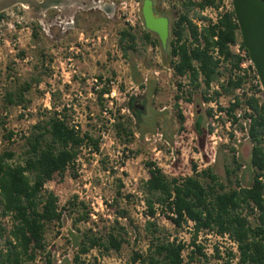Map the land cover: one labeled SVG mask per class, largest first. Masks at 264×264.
Here are the masks:
<instances>
[{"label":"rangeland","instance_id":"obj_1","mask_svg":"<svg viewBox=\"0 0 264 264\" xmlns=\"http://www.w3.org/2000/svg\"><path fill=\"white\" fill-rule=\"evenodd\" d=\"M152 1L169 21L165 42L151 30L153 37L160 39L157 44L144 38L150 30L142 12L145 0H79L77 5L50 8L40 15L28 8L27 2H18L0 20V153L14 151L15 160L22 161L25 138L34 125L64 107L71 123L90 132L101 144L98 153L84 148L75 170L70 169L62 181L46 185L59 196L61 206L68 209L62 223L48 227L46 244L50 257L41 254L36 264H74V236L88 228L106 231L118 225L129 233L120 251L94 249L82 255V264H133L135 251L149 250L154 228L189 243L190 228H177L169 219L168 210L156 204V215H150L146 188L150 162L169 178L211 167L229 183L227 168L235 167V157L242 164L237 172L242 184L252 182L253 143L246 129L248 121L240 117L234 123L221 110L229 105L231 96L216 97V84L207 92L204 87L196 88L170 66V33L183 0ZM231 2L225 0L224 4L233 7ZM124 11L131 14L132 22ZM217 12L213 8L205 11L214 19ZM127 27H132L136 35L134 48L121 41V33ZM232 49L237 50L234 46ZM226 76L227 72L222 80ZM95 77L112 81L109 88L117 91L113 100L94 90ZM26 84L31 87L25 91V101L16 97L10 102L8 94H19ZM244 89L248 95L256 94L264 100L263 88L247 79ZM205 96L214 99L207 101ZM179 112L185 118L183 123ZM117 122L127 127V134L118 130ZM10 131L14 136L7 140L4 136ZM70 200L76 202V207L68 206ZM122 210L126 211L124 215ZM84 213L89 219L78 221ZM149 221L154 227L148 228ZM0 225L6 228L0 248H6L11 219L4 217L1 210ZM197 242L205 246L207 264L222 263L216 247L221 256H227L229 249L237 252L234 242L215 233H202ZM232 264H238L237 260Z\"/></svg>","mask_w":264,"mask_h":264},{"label":"trees","instance_id":"obj_2","mask_svg":"<svg viewBox=\"0 0 264 264\" xmlns=\"http://www.w3.org/2000/svg\"><path fill=\"white\" fill-rule=\"evenodd\" d=\"M182 4L170 33V66L176 75L187 77L196 88L204 87L207 92L216 84L219 87L213 92L216 97L221 94L231 96L229 105L221 110L234 123L239 121L235 111L242 109L253 143L250 165L254 168V175L250 184L243 185L237 174L242 164L235 157V167L227 168L229 183L211 167L185 177L169 178L161 168L148 163L150 178L146 181V188L150 215H156L155 205L159 204L163 210L174 213L168 217L177 228H190L192 238L187 243L154 228L149 250L146 253L135 251L131 262L207 264L209 256L205 246L197 241L202 233H215L229 238L237 249V252L229 249L227 256H221L216 247L217 257L222 260L220 264H232L235 259L238 264H264V100L256 94L248 95L245 90L236 94V90L244 85L245 77L237 73L243 58L233 51L232 45L240 42L248 56L249 53L241 40L233 7L228 8L224 0H183ZM208 8L218 11L215 19L205 13ZM4 17L5 12H0V20ZM152 33L147 31L145 40L159 43L160 39L154 38ZM121 41L128 42V48H134L136 35L132 33V27L122 31ZM225 72L227 76L222 80ZM30 87L26 84L19 94L10 92L8 100L13 102L19 97L20 101H25V91ZM107 89L100 91L101 97ZM205 99L209 101L214 97L205 96ZM179 116L183 123L185 118L181 112ZM115 125L118 130L128 133L121 122ZM13 136L14 132L10 131L4 137L11 140ZM24 148L20 162L15 160L14 151L0 153V210L4 217L11 219L7 247L0 248V264H36L39 255L48 254L50 257L46 244L48 227L55 222L62 223L64 211L68 208L61 206L59 196L46 185L51 181H62L70 169L75 170L84 148L98 153L101 144L90 132L71 123L64 107L34 125L33 131L25 138ZM234 174L235 178L232 177ZM71 205L76 207L77 204L70 200L68 206ZM120 213L124 215L126 211ZM88 219L87 213L77 218L78 221ZM154 225L152 221L148 222V228ZM0 230L1 239L6 228L0 225ZM128 233L126 228L118 225L106 231L79 230L74 236L77 253L73 263L82 264V255L94 249L120 251Z\"/></svg>","mask_w":264,"mask_h":264},{"label":"water","instance_id":"obj_3","mask_svg":"<svg viewBox=\"0 0 264 264\" xmlns=\"http://www.w3.org/2000/svg\"><path fill=\"white\" fill-rule=\"evenodd\" d=\"M18 2H27V7L36 10V15H40L50 8L77 5L79 0H0V12H6ZM232 5L240 26L243 45L255 65L264 91V0H232ZM142 12L146 26L158 33L165 42L168 37V18L156 15L152 0H145Z\"/></svg>","mask_w":264,"mask_h":264},{"label":"built area","instance_id":"obj_4","mask_svg":"<svg viewBox=\"0 0 264 264\" xmlns=\"http://www.w3.org/2000/svg\"><path fill=\"white\" fill-rule=\"evenodd\" d=\"M225 3V0H224ZM232 4V2H231ZM228 8H230L231 6H227ZM124 9L127 10V6H124ZM222 9V8H221ZM127 17L126 19L129 22H132V20L129 18V16L131 14H129L127 11L123 12ZM234 47H236V52L237 54H239L243 60L241 63V68L237 71V73L239 75H242L245 77V80H249V82H251L252 84H254L255 86H257L258 88H262V84H261V80L258 76L257 70L255 68L254 63L252 62V60L250 59V57L247 55V52L245 49L241 48L240 42H237L236 44L232 45ZM70 67L72 68V71L76 72V68L74 66L73 63H70ZM112 81H109L108 83V79H99L97 77L93 78V85H94V90L95 91H101L103 88H108L107 92L104 94L107 98H110L111 100H113L116 96H117V91L115 87L109 88L111 86ZM244 85L236 90L237 94H242L244 92ZM243 91V92H240ZM235 114L237 115V117H242V109L238 108L235 111ZM76 127L78 128V124H75ZM264 180V178H263ZM170 215H174V213H170Z\"/></svg>","mask_w":264,"mask_h":264},{"label":"flooded vegetation","instance_id":"obj_5","mask_svg":"<svg viewBox=\"0 0 264 264\" xmlns=\"http://www.w3.org/2000/svg\"><path fill=\"white\" fill-rule=\"evenodd\" d=\"M155 10H156V8H155ZM156 12L158 13V15L159 16H163V15H161L157 10H156ZM166 17V16H165ZM169 28V27H168ZM168 33H169V29H168ZM157 35H158V37L162 40V38L160 37V35L158 34V33H156Z\"/></svg>","mask_w":264,"mask_h":264},{"label":"crops","instance_id":"obj_6","mask_svg":"<svg viewBox=\"0 0 264 264\" xmlns=\"http://www.w3.org/2000/svg\"><path fill=\"white\" fill-rule=\"evenodd\" d=\"M152 2H153V1H152ZM153 7H154V3H153ZM154 11H155L156 15L159 16L158 13H157L156 10H155V7H154ZM162 41H163V40H162Z\"/></svg>","mask_w":264,"mask_h":264}]
</instances>
